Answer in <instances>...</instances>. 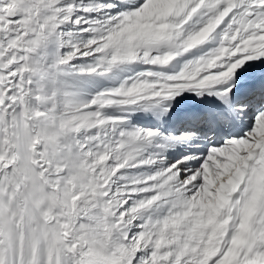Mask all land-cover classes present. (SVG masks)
<instances>
[{"label": "snow or ice", "instance_id": "obj_1", "mask_svg": "<svg viewBox=\"0 0 264 264\" xmlns=\"http://www.w3.org/2000/svg\"><path fill=\"white\" fill-rule=\"evenodd\" d=\"M0 264H264V0H0Z\"/></svg>", "mask_w": 264, "mask_h": 264}]
</instances>
